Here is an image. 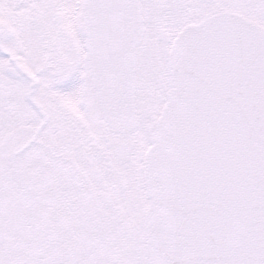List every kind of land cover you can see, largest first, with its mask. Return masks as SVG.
Masks as SVG:
<instances>
[{
    "label": "snow or ice",
    "instance_id": "obj_1",
    "mask_svg": "<svg viewBox=\"0 0 264 264\" xmlns=\"http://www.w3.org/2000/svg\"><path fill=\"white\" fill-rule=\"evenodd\" d=\"M0 264H264V0H0Z\"/></svg>",
    "mask_w": 264,
    "mask_h": 264
}]
</instances>
